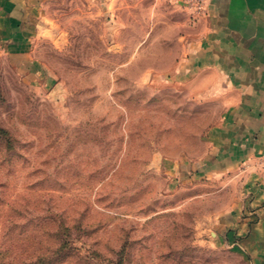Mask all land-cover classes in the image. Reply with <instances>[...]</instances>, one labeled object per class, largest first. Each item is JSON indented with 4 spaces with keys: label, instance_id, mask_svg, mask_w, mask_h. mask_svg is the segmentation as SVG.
I'll list each match as a JSON object with an SVG mask.
<instances>
[{
    "label": "rangeland",
    "instance_id": "obj_1",
    "mask_svg": "<svg viewBox=\"0 0 264 264\" xmlns=\"http://www.w3.org/2000/svg\"><path fill=\"white\" fill-rule=\"evenodd\" d=\"M38 1L0 25V264H244L217 217L256 210L202 170L227 97L182 72L202 0Z\"/></svg>",
    "mask_w": 264,
    "mask_h": 264
},
{
    "label": "crops",
    "instance_id": "obj_2",
    "mask_svg": "<svg viewBox=\"0 0 264 264\" xmlns=\"http://www.w3.org/2000/svg\"><path fill=\"white\" fill-rule=\"evenodd\" d=\"M0 25L8 39L23 43L24 21L38 0H6ZM23 8L25 11L23 12ZM204 27L189 44L182 72L211 71L226 110L208 139L213 152L203 173L225 176L245 193L257 220L244 217L240 199L218 215L221 237L237 246L244 264H264V0H202ZM25 13V14H24Z\"/></svg>",
    "mask_w": 264,
    "mask_h": 264
},
{
    "label": "trees",
    "instance_id": "obj_3",
    "mask_svg": "<svg viewBox=\"0 0 264 264\" xmlns=\"http://www.w3.org/2000/svg\"><path fill=\"white\" fill-rule=\"evenodd\" d=\"M4 130L0 128V134H3Z\"/></svg>",
    "mask_w": 264,
    "mask_h": 264
},
{
    "label": "built area",
    "instance_id": "obj_4",
    "mask_svg": "<svg viewBox=\"0 0 264 264\" xmlns=\"http://www.w3.org/2000/svg\"><path fill=\"white\" fill-rule=\"evenodd\" d=\"M200 7L202 8V3H200Z\"/></svg>",
    "mask_w": 264,
    "mask_h": 264
}]
</instances>
